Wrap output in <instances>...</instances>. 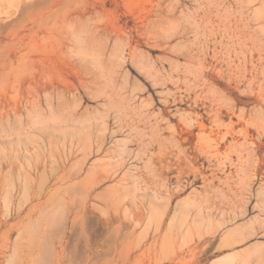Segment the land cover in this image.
<instances>
[{
    "label": "rangeland",
    "instance_id": "obj_1",
    "mask_svg": "<svg viewBox=\"0 0 264 264\" xmlns=\"http://www.w3.org/2000/svg\"><path fill=\"white\" fill-rule=\"evenodd\" d=\"M0 264H264V0H0Z\"/></svg>",
    "mask_w": 264,
    "mask_h": 264
},
{
    "label": "bare ground",
    "instance_id": "obj_2",
    "mask_svg": "<svg viewBox=\"0 0 264 264\" xmlns=\"http://www.w3.org/2000/svg\"><path fill=\"white\" fill-rule=\"evenodd\" d=\"M71 200H72V199H71ZM63 203H64V202H63ZM71 206H72V205H71ZM61 208H62V207H61ZM81 218H82V217H81ZM55 219H56V218H55ZM116 219H117V218H116ZM79 220H80V219H79ZM50 221H51V220H50ZM56 221H57V220H56ZM53 223H54V222H53ZM75 223H76V221H75ZM76 224H77V223H76ZM79 225H80V224H79ZM50 226H51V224H47V227L44 228V230L46 229L45 231L47 232V233L44 232V233L46 234V236L50 235V233H51V232H49V230H50L49 227H50ZM56 226H57V225H56ZM64 227H65V226H64ZM47 229H48V231H47ZM82 229H83V225H82ZM75 230H76V229H75ZM51 231H52V230H51ZM78 231H80V230H78ZM48 233H49V234H48ZM47 234H48V235H47ZM79 234H80V233H79ZM81 234H82V233H81ZM80 236H81V235H80ZM42 237H44V236H42ZM82 237H83V236H82ZM38 242H39V241H38Z\"/></svg>",
    "mask_w": 264,
    "mask_h": 264
}]
</instances>
